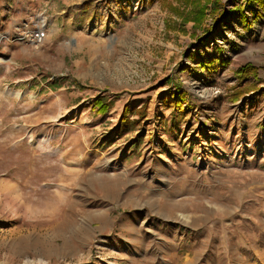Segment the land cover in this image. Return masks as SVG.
<instances>
[{"label":"rangeland","instance_id":"rangeland-1","mask_svg":"<svg viewBox=\"0 0 264 264\" xmlns=\"http://www.w3.org/2000/svg\"><path fill=\"white\" fill-rule=\"evenodd\" d=\"M101 1L0 0V264H264V7L244 25L221 0L204 32ZM245 63L261 83L232 101Z\"/></svg>","mask_w":264,"mask_h":264},{"label":"trees","instance_id":"trees-1","mask_svg":"<svg viewBox=\"0 0 264 264\" xmlns=\"http://www.w3.org/2000/svg\"><path fill=\"white\" fill-rule=\"evenodd\" d=\"M115 2V0H102L101 4L105 7H109L112 11L111 2ZM167 8L172 11L173 13L180 16V30L184 31L185 28L183 25L188 22L192 21V27L194 29L199 28L202 31H208L211 27L205 26V20L207 16H210L211 20H217L223 15L224 10V2L221 0H159ZM173 1L176 2V5L173 4ZM251 1V0H250ZM257 1L258 3H264V0H252ZM90 5L89 2H83L82 10L86 11L89 9ZM207 64L209 63L212 65L214 61L212 59L207 60ZM205 63V65H206ZM221 63L227 64L226 59H221ZM257 67L252 65L251 63H245L239 66L235 71V77L238 82V86L236 87L235 92L232 94L231 99L232 101L238 100L241 96L245 95L246 93L258 89L256 84L261 83V79L258 78L257 75ZM252 79L250 82L249 79ZM170 78H166V81L169 82ZM249 80V81H248ZM171 82V81H170ZM240 84L242 87L239 88ZM58 85L56 82H52L51 87L56 88ZM173 88V90H172ZM167 95L171 97L170 101H166V106L168 108H172L173 110H183L186 102H187V93L180 88V86L172 85L167 89ZM111 106V101L107 100L103 96H97L92 101V109L96 111V113L104 114ZM145 105L143 104L139 108H129L125 106L122 110V114L118 120L117 128L120 131H124L127 129V126L130 125L131 129L134 128L136 125L143 120L145 117ZM133 115H137V117H133Z\"/></svg>","mask_w":264,"mask_h":264},{"label":"crops","instance_id":"crops-1","mask_svg":"<svg viewBox=\"0 0 264 264\" xmlns=\"http://www.w3.org/2000/svg\"><path fill=\"white\" fill-rule=\"evenodd\" d=\"M235 2H237V4L235 6H236L238 14L240 16L239 21H241L244 25L249 23V18H248L249 14L247 12H249L251 15L253 14L252 17L254 18L255 16H257L258 9L259 8L261 9L262 7H264V3H258L257 1H252V0L251 1L250 0H244V2H242L240 0L239 1L236 0ZM239 4H242V6ZM246 7H247V9H246ZM249 28H251V27H249ZM200 45H201V47H199L197 50H194V52H193L195 56H194V58L192 57V61H193V64L195 65V67H198L199 65L201 66V64L203 65V63L207 59L212 58V57H214V55L218 54V51L216 49L213 50L211 47L209 48L208 45H205L204 43L200 44ZM214 48H216V47H214ZM200 52H202V53H200ZM193 53L191 52L190 55L192 56ZM187 70H189V69H187Z\"/></svg>","mask_w":264,"mask_h":264},{"label":"built area","instance_id":"built-area-1","mask_svg":"<svg viewBox=\"0 0 264 264\" xmlns=\"http://www.w3.org/2000/svg\"><path fill=\"white\" fill-rule=\"evenodd\" d=\"M34 31H36V32H35V37H36V38H40V36H43V33H42L41 31L39 32V29H38V28L35 29Z\"/></svg>","mask_w":264,"mask_h":264}]
</instances>
